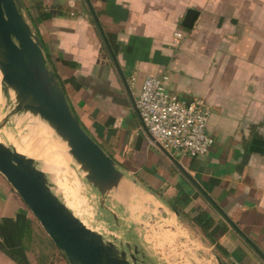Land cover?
<instances>
[{
    "label": "crops",
    "instance_id": "obj_1",
    "mask_svg": "<svg viewBox=\"0 0 264 264\" xmlns=\"http://www.w3.org/2000/svg\"><path fill=\"white\" fill-rule=\"evenodd\" d=\"M21 1L73 111L127 174L107 201L119 222L130 228L158 211L175 223L191 221L203 245L228 264H264L178 165L149 143L87 1ZM90 2L128 82L135 77L136 101L145 78L163 73L171 93L206 99L215 140L210 152L170 153L264 253V0ZM190 8L199 15L186 28ZM177 30L184 33L179 43ZM37 146L29 148L49 169L46 159L58 152ZM203 210L215 221L213 240L192 221ZM48 236L0 173V264H49L42 247Z\"/></svg>",
    "mask_w": 264,
    "mask_h": 264
},
{
    "label": "water",
    "instance_id": "obj_2",
    "mask_svg": "<svg viewBox=\"0 0 264 264\" xmlns=\"http://www.w3.org/2000/svg\"><path fill=\"white\" fill-rule=\"evenodd\" d=\"M86 1L143 124L137 101L117 55L90 0ZM198 15L197 9H188L183 20L184 27L193 28ZM0 73L2 90L10 107L0 123V130L11 117L23 113H31L49 125L68 146L69 153L85 173L87 182L98 192L100 215L107 219L112 217L113 224L119 226L117 213L107 201L127 174L89 134L73 111L56 73L48 63L42 42L26 17L21 0H0ZM144 128L150 135L146 126ZM161 149L264 259V253L203 191L170 151ZM0 173L24 200L55 245L66 254L70 264H152L146 262L137 245L129 241L118 244L115 242V233L112 232L107 239L101 232L90 228L52 189L38 161L33 156L19 152L15 144L0 141ZM151 194L155 195L153 192ZM173 209L177 215L180 214L177 208ZM214 255L218 264H228L216 253Z\"/></svg>",
    "mask_w": 264,
    "mask_h": 264
},
{
    "label": "rangeland",
    "instance_id": "obj_3",
    "mask_svg": "<svg viewBox=\"0 0 264 264\" xmlns=\"http://www.w3.org/2000/svg\"><path fill=\"white\" fill-rule=\"evenodd\" d=\"M2 75L0 73V122L10 110L2 90ZM53 134V136H52ZM0 140L7 144L21 147H37L56 150V157H48L45 161L49 169L44 168V156H35L39 167L48 177L52 189L90 228L101 232L107 239L111 233L116 234L115 242L126 241L137 245L146 262L152 264H218L211 245H203L201 236L192 226L191 221L175 223L166 214L154 211L153 218L146 221L113 224L114 219L101 216L99 194L85 179V173L69 153L68 146L58 137L53 129L39 117L31 113H23L9 119L1 130ZM56 144V145H55ZM65 150H63V149ZM37 219V218H36ZM108 220V222L106 221ZM130 223V222H129ZM191 233H194L192 235ZM48 242L42 245L47 251L49 264H70L66 254L57 247L50 236Z\"/></svg>",
    "mask_w": 264,
    "mask_h": 264
},
{
    "label": "built area",
    "instance_id": "obj_4",
    "mask_svg": "<svg viewBox=\"0 0 264 264\" xmlns=\"http://www.w3.org/2000/svg\"><path fill=\"white\" fill-rule=\"evenodd\" d=\"M184 36L182 30L175 31V42ZM169 75H149L145 78L137 105L149 143L168 151H180L191 156L210 152L214 138L209 134L210 107L203 97L184 99L168 91ZM135 85V77L129 82Z\"/></svg>",
    "mask_w": 264,
    "mask_h": 264
},
{
    "label": "trees",
    "instance_id": "obj_5",
    "mask_svg": "<svg viewBox=\"0 0 264 264\" xmlns=\"http://www.w3.org/2000/svg\"><path fill=\"white\" fill-rule=\"evenodd\" d=\"M175 208H177V207H175ZM192 221H193V223L197 224L201 228V230L211 238L210 232L212 230V227H213V224L215 221L208 211L203 210V211L199 212L195 217H193ZM219 248H220V246H219Z\"/></svg>",
    "mask_w": 264,
    "mask_h": 264
},
{
    "label": "bare ground",
    "instance_id": "obj_6",
    "mask_svg": "<svg viewBox=\"0 0 264 264\" xmlns=\"http://www.w3.org/2000/svg\"><path fill=\"white\" fill-rule=\"evenodd\" d=\"M5 112L8 113V109H5ZM1 123V122H0ZM3 129V128H2ZM0 133H1V130H0ZM53 136V134H52ZM1 141V140H0ZM56 145V144H55ZM17 149L19 152L21 153H24V154H27V155H30V156H33L34 157V154L31 152L30 148L27 146V147H21V146H17ZM63 149V148H62ZM64 150V149H63ZM65 151V150H64ZM36 156V155H35ZM131 190V189H130ZM134 196V195H133ZM79 217V216H78Z\"/></svg>",
    "mask_w": 264,
    "mask_h": 264
}]
</instances>
